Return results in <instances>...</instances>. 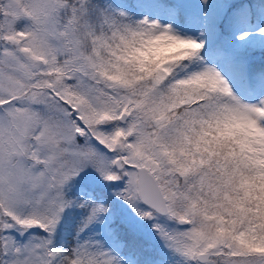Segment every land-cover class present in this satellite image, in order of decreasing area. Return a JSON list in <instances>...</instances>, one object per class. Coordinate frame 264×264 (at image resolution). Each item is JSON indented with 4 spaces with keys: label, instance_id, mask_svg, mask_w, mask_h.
I'll return each mask as SVG.
<instances>
[{
    "label": "snow or ice",
    "instance_id": "1",
    "mask_svg": "<svg viewBox=\"0 0 264 264\" xmlns=\"http://www.w3.org/2000/svg\"><path fill=\"white\" fill-rule=\"evenodd\" d=\"M0 264H264V0H0Z\"/></svg>",
    "mask_w": 264,
    "mask_h": 264
}]
</instances>
